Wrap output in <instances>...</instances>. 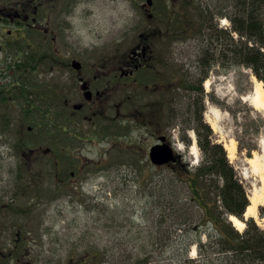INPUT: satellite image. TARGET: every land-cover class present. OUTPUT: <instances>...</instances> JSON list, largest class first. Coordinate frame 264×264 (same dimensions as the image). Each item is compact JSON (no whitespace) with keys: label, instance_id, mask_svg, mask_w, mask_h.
Returning a JSON list of instances; mask_svg holds the SVG:
<instances>
[{"label":"rangeland","instance_id":"obj_1","mask_svg":"<svg viewBox=\"0 0 264 264\" xmlns=\"http://www.w3.org/2000/svg\"><path fill=\"white\" fill-rule=\"evenodd\" d=\"M26 1L0 0V8L18 9ZM143 1L38 0L44 5L36 22L29 19L20 36L0 38V264H134L146 255L148 264H169L174 248L156 244L166 229L159 212L172 188L181 187L179 163L193 170L202 161L198 131H210L208 139L224 148L247 194L260 185L246 161L261 153L264 117L243 97L261 81L248 68L218 64L201 80L211 64L201 61L203 28L209 20L219 28L230 23L214 10L207 23L196 21L194 7L208 0H173L170 7L164 0L154 23L141 9ZM172 12L176 26L168 32L164 21ZM144 35L154 58L133 77L121 78L118 65ZM73 60L82 76L108 73L113 104L122 101L124 109L102 130L81 122L82 133L73 132L76 139L66 133L54 158L45 149L56 146L63 99L70 110L84 102ZM119 80L125 85L116 86ZM158 137H167L180 154L178 165L151 164L148 151ZM146 207L153 211L148 219Z\"/></svg>","mask_w":264,"mask_h":264},{"label":"trees","instance_id":"obj_2","mask_svg":"<svg viewBox=\"0 0 264 264\" xmlns=\"http://www.w3.org/2000/svg\"><path fill=\"white\" fill-rule=\"evenodd\" d=\"M194 8L196 21L203 19L201 24L212 18L208 15L213 10L214 15L230 23L229 28H219L209 20L203 28L206 48L201 61L211 64L201 79L218 64L222 68H248L264 84V0H208ZM191 20L194 22L193 17ZM209 134L208 130L198 131L203 153L200 164L193 170L188 164H180L175 170L181 187L172 188L162 200L159 222L166 223V229L156 244L162 250L174 248L169 264H264V228L249 218L239 232L228 220L229 216L243 220L249 198L224 148L212 143ZM152 212L148 207L143 211L147 219ZM258 213L264 218V205ZM192 246H196L195 258L189 256ZM98 255L82 256L80 262ZM150 258H138L134 264H148Z\"/></svg>","mask_w":264,"mask_h":264},{"label":"flooded vegetation","instance_id":"obj_3","mask_svg":"<svg viewBox=\"0 0 264 264\" xmlns=\"http://www.w3.org/2000/svg\"><path fill=\"white\" fill-rule=\"evenodd\" d=\"M140 1L144 2L143 0ZM26 2L27 3L25 5L20 4L19 7H16L18 9H14L12 7L0 8V38L4 33L5 35H12L13 33H17L20 36V34L23 33L24 27L27 28L26 22L29 19H31V22L33 23L36 22L37 14L39 13V10L43 8L44 4L38 2V0H28ZM169 2V7L174 6L173 0H169ZM163 3L165 5L167 4V2L164 0L163 2L162 0H151V3H147V1L145 0V3H141L140 7L141 9H143V12L145 13L148 20H154V23H158L157 19L159 18V15H157L156 9L158 7H161ZM174 16L175 13L172 12L167 19V22L164 21V19L161 20L166 23L164 27L168 32L176 26ZM8 25L18 27H16L15 29L13 27L11 30H9L7 28ZM19 25H21L22 27H19ZM31 28L32 31L37 32L36 27L31 26ZM144 36L145 37H139V41H137L134 46L130 48L123 61L118 65V72L120 73L121 78L133 77L136 71L147 68L154 58L150 37L148 35ZM80 68L79 70H77L78 73L76 79L78 82L79 91L81 90L80 93L83 97L84 102L72 105V109L70 110L67 108V106L69 107V100L63 99L62 105H64L66 109H60L59 111L58 117H60L61 120L59 121L58 125H56L58 134L56 132L57 136L54 138L55 140H53L55 141L56 146H50L45 149L46 154H50L54 158H58L57 151L61 152V150L59 149L63 148L61 146V141L65 140L66 133L69 136L71 135L73 139H76V136L75 134L73 135V132L82 133V128L80 126L81 122L91 124L95 127L96 125H98V129L102 130L101 128H103V126L111 127L113 121L119 118L121 109H124V107L121 105L123 103L122 101L118 105L113 104L114 82L112 81V79H109L108 73L93 75V77L90 78L86 75L82 76L81 72H79ZM115 84L118 87L121 84L125 85V83H121L120 80ZM144 88L148 89L149 84H146ZM156 88L157 86L154 88V90H156ZM85 95L89 96V98H86ZM80 97L81 96L79 95V98ZM113 111H115L114 116ZM51 135L55 134L52 133ZM68 143L69 141L67 140L66 144ZM64 155L65 153H63V156ZM65 156H68V154ZM179 160L180 159H178L176 162H179ZM69 176L73 178L75 176V173L70 172Z\"/></svg>","mask_w":264,"mask_h":264},{"label":"bare ground","instance_id":"obj_4","mask_svg":"<svg viewBox=\"0 0 264 264\" xmlns=\"http://www.w3.org/2000/svg\"><path fill=\"white\" fill-rule=\"evenodd\" d=\"M206 87H209V81H206L204 84ZM245 101H247L253 108L261 111L264 117V88L262 87L261 82H257L251 93L245 97H243ZM217 120V117H216ZM216 120H212V125H216ZM207 122H210L207 120ZM260 148L261 153L255 154L253 157L248 158L246 163L249 166L251 172L259 175V186L255 187L252 192L249 193V201L250 204L248 205L245 213V217H254V219L260 223L257 217V206L262 205L264 203V136L260 140ZM229 156L232 157L235 153V142L233 140L229 141ZM191 154L196 155L197 150L195 144L191 146ZM232 222L238 230H242L244 228V224L232 217ZM261 222H264V218L261 219ZM196 251L193 247L191 254L195 255Z\"/></svg>","mask_w":264,"mask_h":264},{"label":"water","instance_id":"obj_5","mask_svg":"<svg viewBox=\"0 0 264 264\" xmlns=\"http://www.w3.org/2000/svg\"><path fill=\"white\" fill-rule=\"evenodd\" d=\"M148 3H151V0H147ZM72 66L79 70L80 63L77 61L72 62ZM86 98H89V96L85 95ZM161 143H157L154 146H152L149 150V159L150 162L154 165L161 166L164 164H168L170 162H173L176 160V156L174 154L173 148L166 143L165 137L159 138ZM230 221H232V218H229Z\"/></svg>","mask_w":264,"mask_h":264}]
</instances>
